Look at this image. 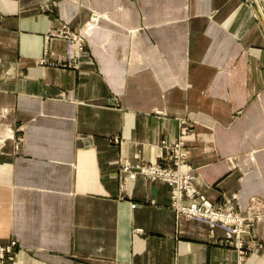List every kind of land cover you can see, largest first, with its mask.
I'll use <instances>...</instances> for the list:
<instances>
[{
    "label": "crops",
    "instance_id": "1",
    "mask_svg": "<svg viewBox=\"0 0 264 264\" xmlns=\"http://www.w3.org/2000/svg\"><path fill=\"white\" fill-rule=\"evenodd\" d=\"M64 26L86 38L77 67ZM189 121L195 187L261 214L243 264H264V0H0L9 264H240L168 184L123 170L161 163Z\"/></svg>",
    "mask_w": 264,
    "mask_h": 264
},
{
    "label": "built area",
    "instance_id": "2",
    "mask_svg": "<svg viewBox=\"0 0 264 264\" xmlns=\"http://www.w3.org/2000/svg\"><path fill=\"white\" fill-rule=\"evenodd\" d=\"M51 36L63 39L67 42L68 60L62 65L64 68H73L78 66V62L85 51L86 38L81 32H74L69 27L64 26L59 32H54ZM185 130V129H184ZM114 141L118 144L119 138ZM185 142V143H184ZM186 140L181 141L177 146H163L166 151V159L174 162L172 168H163L160 164H137L135 170L142 172L153 180H161L162 182L172 186V208L176 210L178 216L184 215L186 219H197L199 221L211 225L210 233L214 238L215 230H221L225 233L226 240L230 241L232 247L239 252V263L243 264L246 256L247 242L245 236L251 234V226L253 222H259V212L254 214L253 219H247L248 214H240L237 211L235 198H227L222 205H214L207 199L192 183L191 169L186 161L189 158ZM175 154V156H173ZM133 168V167H132ZM130 169L125 165L123 170L126 172ZM137 172V173H138ZM180 191V196L178 192ZM178 198V199H177ZM225 199V198H224ZM186 200L188 203L183 204ZM235 203V204H234ZM258 214V215H257ZM246 220V221H245ZM16 243L9 246L0 247V264H9L14 260V249Z\"/></svg>",
    "mask_w": 264,
    "mask_h": 264
},
{
    "label": "rangeland",
    "instance_id": "3",
    "mask_svg": "<svg viewBox=\"0 0 264 264\" xmlns=\"http://www.w3.org/2000/svg\"><path fill=\"white\" fill-rule=\"evenodd\" d=\"M254 13H256V15H257V17L255 16V18L260 22H262V17H261V15H260V10H258L257 8H255V10H254ZM259 13V14H258ZM73 31V30H72ZM57 32H59V31H57ZM74 32H76V31H74ZM76 33H78V32H76ZM83 33V32H82ZM86 46V45H85ZM194 124L192 123V122H187V125L186 124H183V126H181V134H180V136L177 138V140H175L172 144H169L168 142H166V140H164V141H162L161 143H162V146H165V145H167V146H171L170 147V149L172 148V147H175V146H177V144H179L181 141H184V140H186L185 139V136L188 134H190V133H192L193 131H194ZM185 129V130H184ZM185 143V142H184ZM186 145H187V142H186ZM187 151H188V145H187ZM189 152V151H188ZM173 156H175V154H173ZM189 159V158H188ZM188 159H187V161H188ZM187 161H186V163H187ZM163 168H172V167H175L174 166V162H172V161H170V160H168V159H166V155H165V158H164V160L161 162V163H159ZM148 165H151V164H148ZM173 169V168H172ZM192 172V171H191ZM171 188H172V186H170ZM234 197L235 196H229V195H223V198H222V200H220L219 202H212V204H214V205H222L223 203H225V200L227 201V198H231L232 200L234 199ZM225 198V199H224ZM236 201V200H235ZM235 204V203H234ZM235 205H237V211L240 213V214H244V213H242L240 210H239V207H238V204L236 203ZM258 215V214H257ZM246 221V220H245ZM257 224H258V222H256V221H254L253 222V225L251 226V233H252V231H253V229L257 226ZM255 240V239H254ZM255 241H257L258 242V240L256 239ZM246 253H247V251H246Z\"/></svg>",
    "mask_w": 264,
    "mask_h": 264
},
{
    "label": "bare ground",
    "instance_id": "4",
    "mask_svg": "<svg viewBox=\"0 0 264 264\" xmlns=\"http://www.w3.org/2000/svg\"><path fill=\"white\" fill-rule=\"evenodd\" d=\"M127 172H129V173H133L132 174V176H131V178L132 179H135L136 177H138V176H141V177H143V178H145V179H147V180H150V181H160V182H162L161 180H153L151 177H149L148 175H146V174H144V173H142V172H138V171H136L135 170V167H130V169H128V171ZM138 172V173H137ZM191 175L192 176H190L191 177V181H192V183L194 184V182H195V180H196V178H195V176L191 173ZM195 186V185H194ZM172 195H173V193L171 192V197H172ZM178 196H180V191L178 192ZM178 199V198H177ZM188 202L186 201V200H184L183 201V204H187ZM174 211H176L175 209H173ZM182 217H185L184 215H182ZM251 219H253V218H251ZM210 227H211V225H210Z\"/></svg>",
    "mask_w": 264,
    "mask_h": 264
}]
</instances>
